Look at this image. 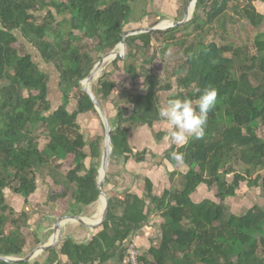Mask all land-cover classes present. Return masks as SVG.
Masks as SVG:
<instances>
[{"label":"trees","instance_id":"1","mask_svg":"<svg viewBox=\"0 0 264 264\" xmlns=\"http://www.w3.org/2000/svg\"><path fill=\"white\" fill-rule=\"evenodd\" d=\"M256 1L197 0L185 24L127 38L123 68L132 81L142 83V91L126 87L122 98L113 103V73L104 72L93 85L100 103L111 102L117 109L113 156L148 160L147 151L134 154L130 131L146 125L154 128L164 121L158 109L164 105L165 94L171 93L166 103L172 98H189L195 106L200 90L212 86L218 90L217 103L208 113L202 139H191L184 146L173 144L164 155L155 157L159 166L168 161L174 167H189L182 188L158 195L153 181L143 179L141 195L130 192L123 199L109 198L103 230L87 245L66 241L63 251L71 256L69 249L74 248L83 253L85 262H106L125 252L123 243L153 213L161 211V246L150 248L147 254L139 250L140 264H264V207L255 204L245 214L225 216L228 200L244 184L264 188V30H260L264 13ZM184 9L182 5L177 10L178 16ZM39 11L47 13L42 21H38ZM132 12L130 0H0L1 255L22 257L31 243L27 215L16 213L6 201V189L28 199L37 188L38 174L53 160L57 162L52 166L50 206L78 214L98 200L105 127L81 82L100 60L91 52L106 55L115 50ZM227 23L237 37L241 23V32L259 30L253 46L245 41L229 44L227 36L232 32ZM17 30L60 72L63 104L56 109L49 98L50 74L40 68ZM219 30L224 42L209 41V35ZM169 49L177 54L172 59L175 65L165 68L168 77L161 80L154 70L155 60L161 57L165 63ZM142 56L150 59V67L138 64ZM120 61H113L116 69ZM71 101L76 102L74 111L69 109ZM90 112L98 117L99 133L88 143L78 115ZM164 136V132L157 135L158 139ZM173 152L183 153V160H174ZM202 185L214 197L196 202L193 194ZM76 206L80 209L75 210Z\"/></svg>","mask_w":264,"mask_h":264},{"label":"rangeland","instance_id":"2","mask_svg":"<svg viewBox=\"0 0 264 264\" xmlns=\"http://www.w3.org/2000/svg\"><path fill=\"white\" fill-rule=\"evenodd\" d=\"M133 8V12L131 15V20L130 22L126 25L125 31H133V30H140L143 28L147 27H158L160 23L163 21L169 22L171 24L174 21H182L185 13V9L187 6V3L189 0H130ZM257 5V8L259 11L264 13V2L261 0H258L255 2ZM185 6L184 13L182 16H178L177 10L181 9V7ZM46 11H39L38 12V21H42L46 15ZM60 17V16H59ZM216 26V25H215ZM243 26L241 23L237 28L240 29ZM227 28L232 32L230 36H233V39L229 36H227V41L229 44H235V43H241V42H248L251 46H253V41L258 33L259 30L257 29H252V28H247L243 32L241 30L237 29L238 33H241V36L239 35L238 37L234 36L233 30L231 28L230 23H227ZM261 31L264 30V25L260 29ZM240 31V32H239ZM220 30L215 32L213 35H209L208 40H216L219 43H223L224 41L220 38ZM18 35L20 38L26 43V49L33 55V58L37 61V63L40 65V68L46 71L47 73L50 74L51 80H50V85H49V98L52 101L53 108L56 109L58 106L63 104V93L60 88V72L58 68L53 64V63H48L44 60L43 56L41 55L40 51L29 41L26 40V38L22 35V32L17 30ZM154 45H158L155 41ZM86 51L90 50L88 44L86 43ZM92 56L96 58L98 61V58L100 55L94 51L91 52ZM177 55L175 52H172L170 49L167 50V54L165 56V63L162 58H158L155 60V66L154 70L156 72V75L161 79V80H166L168 77V71H165V68L168 69V67H173L175 65V62L172 60L173 57ZM113 62L107 63L105 66L104 72L107 73H113V76L115 77V82H116V87L113 91V94L111 95V101L113 103L119 101L122 96H123V89L126 87H134L137 91H142L143 85L142 83L138 82L135 83L132 81L127 73H125L124 68H123V61L119 62V68L116 69L113 64ZM138 64L141 66L145 67H150V59L148 57H139L138 59ZM139 66V67H140ZM104 74V73H103ZM102 74V75H103ZM101 75V76H102ZM100 79V78H99ZM98 79V80H99ZM98 80L94 83V85L97 84ZM2 83L0 82V85ZM171 93L165 94L163 97V104H166V99ZM109 102L108 104L103 103L102 107L105 111V113L108 116V107L110 105V113L109 115L112 117L111 118V124L114 126L115 124V119H116V114H117V109L115 105ZM69 109L70 111H74L76 109V102L71 101L69 104ZM83 118L81 119V126L84 127L82 128V133L85 135L86 140L88 143L93 142L98 133L99 129L96 126L98 117L95 115V124L90 123L91 118H89L90 114H84ZM91 116V115H90ZM109 118V116H108ZM85 120V124L82 123V121ZM110 120V118H109ZM84 125V126H83ZM87 125V126H86ZM169 125L167 124L166 121L158 122L155 124L154 128H150L149 126H141V127H135L131 129V139L134 144L139 143L141 140L144 143V147L148 148V162L145 163H140V164H135L131 165L128 164L124 160L123 157L114 155L111 159V163L109 166V171L107 175V181H115L119 180V178H123L125 181L132 179L134 181V174L132 175V172L137 173V174H147L149 173L148 171L151 170L153 178L155 182L159 185H162L163 182H170V178H172V174L174 172V169L177 170L176 176H179L176 178L178 179L179 186L182 184V177L183 174L186 173L189 169V167L186 164H181L178 167L172 166V164L168 161H165L162 166H158L156 163V158L152 155L155 150L158 153V149L155 146H159L160 144L166 146L167 148L171 147V141L169 138ZM263 133H264V128H262ZM145 131V133H144ZM142 132L144 134H142ZM161 132L165 133V136L161 139H158L157 135ZM142 136H144L142 138ZM105 140V139H104ZM165 141V142H164ZM104 145V142H103ZM164 147V149H166ZM145 149V148H143ZM89 153H91L90 147L88 146L86 149ZM163 151V150H162ZM91 160L88 159L87 163L90 162ZM57 161L53 160L52 165H49L48 167L42 169L41 173L38 174V180L40 185L44 184H49L53 185V180L52 178V166L55 164ZM159 167V171L155 172L153 171V168ZM164 170H167L165 173ZM132 171V172H130ZM172 171V172H171ZM264 175V173H263ZM105 181L103 184L107 183ZM141 183V181L139 180ZM174 185V184H173ZM8 193L11 191V189H7ZM14 193V192H13ZM196 198L198 200L205 198V197H214V193L205 185L200 186L198 191L196 192ZM255 204H260L262 207H264V188H249L246 184L242 186V188L239 190V193L236 197L230 198L227 202L228 205V211L226 212V217L231 215V214H245L252 206Z\"/></svg>","mask_w":264,"mask_h":264},{"label":"crops","instance_id":"3","mask_svg":"<svg viewBox=\"0 0 264 264\" xmlns=\"http://www.w3.org/2000/svg\"><path fill=\"white\" fill-rule=\"evenodd\" d=\"M110 108L111 107L109 105L108 116L111 121L112 117L109 115ZM88 114L91 115V116L89 115V118H91L90 123L95 124L94 119L96 117L94 113L90 112ZM83 116L85 115L84 114L78 115V120L80 124ZM82 123L85 124V120L82 121ZM144 133L142 132V134ZM143 137L144 136H142V138ZM130 143L135 155L140 152L149 150L148 148L144 147L145 142H143L142 140L139 143L134 144L131 139V134H130ZM164 145L165 144L163 145L160 144L159 146H155L159 151L157 153L155 150H153L154 152L152 153V155L154 157L164 155L168 150L171 149L173 144H171L170 148H167ZM164 147H166V149H164ZM124 160L126 161L125 158ZM126 162H128V164L135 165V164L148 162V160H146L145 162H137L134 158H131ZM159 170H160L159 167L153 168V171L155 172ZM166 171L167 170H164L165 173H167ZM174 171L176 174L177 170L174 169ZM148 172L149 173L145 175L143 174L140 175L135 172L134 173L132 172V175L133 174L135 175L134 181L132 179L125 181L121 177L119 178V180L107 181V183L103 184L102 188L104 192L107 194L108 199L112 196H116L118 198L123 199L126 196V194L130 192H135L141 195L142 194L141 185L143 179L145 178H150L153 181L155 187L154 192L158 195L164 194L167 190L182 188L184 186V178L183 177L181 178L182 184L179 186L178 179L176 180V178L179 176L174 177L173 173H171L172 178H170L171 179L170 182H163L162 185H159L155 182L153 175L151 173L152 171L149 170ZM139 180L141 181V183L139 182ZM50 187L51 186L49 184L40 185L39 182H37L36 190L32 195L28 197V199H25L24 196L17 194L15 192L11 193V191H9L8 193L7 189L5 191L6 201L14 208L15 212L19 213L23 211L24 213H26L27 215L26 233H31L30 234L31 243L25 247L22 257H17V258H25L29 255H32L31 259L29 260V263H34V264H127V257L125 252H118L113 258H110L106 262H101V260L99 259H95L93 261L89 260L85 262L83 259L85 257L82 255L83 253L76 252L74 248L69 249L71 250L70 251L71 256L67 252L63 251L64 244L66 241H70V243H72V245L75 246H85L99 232L103 230V224L94 227V225H97L99 223L101 214L103 212V208H104L103 199L100 200L98 199L95 203L86 207H82L81 209L78 206H76L75 210L80 209V212L78 214H75L72 213L70 210L65 211L58 208L57 206H50L48 204L47 201H48V193ZM195 194L196 193L193 194V199L196 202H201L206 198H211V197H205L198 200ZM66 214L84 217L86 223H81L76 220L64 221L61 226L62 227L61 238L56 244L52 245L57 239L55 231L53 230L55 223L59 217H62L63 215ZM163 223H164V218L162 216V213L161 211H157L152 214L149 221L145 223L141 229L134 231L128 240H134L139 250H141L143 254H147L150 248H159L161 246ZM128 240H126L123 243V247H125V244ZM45 245H52V246H49L44 250L42 249L37 250L38 247ZM149 260H151V257H149ZM169 264H173V263L169 262Z\"/></svg>","mask_w":264,"mask_h":264},{"label":"water","instance_id":"4","mask_svg":"<svg viewBox=\"0 0 264 264\" xmlns=\"http://www.w3.org/2000/svg\"><path fill=\"white\" fill-rule=\"evenodd\" d=\"M196 3H197V0H189V2L187 3L186 9H185L183 20L182 21H174L167 27L162 28V27L152 26V27H147V28H143L140 30L125 31L122 34V41L116 47V49L113 50L112 52L106 54V55H100V60L98 61V63L95 65V67L90 72L88 77L81 82L83 90L86 91L91 96L92 101L95 105V109H96L97 113L99 114L100 118L102 119L104 127H105V140H104V145H103V149H102V157H101V164H100V168H99V176H97V188H98L99 193H100L98 199L100 200L101 197H103L104 208H103V212L101 214L99 223L97 225H94V227L99 226V225L104 223V221L107 218L108 210H109V199L107 197V194L104 192L102 186H103V183L106 181L108 171H109V166H110L111 159L113 157V152H114V145H113V138H112L113 126H112L107 114L105 113L100 101L98 100V98L94 94L92 87L85 86L83 83L87 80L88 83L91 84L93 81L95 72L99 68L104 67L107 63L113 62L117 58H120L121 61H124L126 59L127 52H128V44H127V38L128 37L134 36V35H139L142 33H148V32L154 31V30H167V29L175 27L177 25L185 24L186 22H188L191 19ZM120 47H122L121 51H119ZM66 220H76V221H79L81 223H86L84 217L77 216V215L66 214V215H63L62 217H59L55 223L54 228H53V230L55 231V234L57 236L56 237L57 239L55 240V242L52 245L56 244L60 240L61 230H62L61 226H62L63 222ZM52 245L40 246L37 248V250H40V249L44 250L47 247L52 246ZM31 256L32 255H29L25 258H11L10 256H4V255L0 254V262H6V263H10V264H20V262L29 263Z\"/></svg>","mask_w":264,"mask_h":264},{"label":"clouds","instance_id":"5","mask_svg":"<svg viewBox=\"0 0 264 264\" xmlns=\"http://www.w3.org/2000/svg\"><path fill=\"white\" fill-rule=\"evenodd\" d=\"M218 90L206 86L200 90L198 100L193 105L189 98H172L158 109V116L169 125V138L172 144L184 146L191 139L205 136L207 116L217 103ZM176 161H182L183 153L173 152Z\"/></svg>","mask_w":264,"mask_h":264},{"label":"built area","instance_id":"6","mask_svg":"<svg viewBox=\"0 0 264 264\" xmlns=\"http://www.w3.org/2000/svg\"><path fill=\"white\" fill-rule=\"evenodd\" d=\"M139 248L134 240H128L125 244V254L127 257V264H140L139 261ZM34 264V263H30Z\"/></svg>","mask_w":264,"mask_h":264},{"label":"bare ground","instance_id":"7","mask_svg":"<svg viewBox=\"0 0 264 264\" xmlns=\"http://www.w3.org/2000/svg\"><path fill=\"white\" fill-rule=\"evenodd\" d=\"M169 25H170L169 22H167V21H163L162 23H160V24L158 25V27H162V28H164V27H167V26H169ZM121 50H122V47L119 48V51H121ZM105 68H106V66L101 67V68H99V69L95 72V75H94V78H93V81H92L91 84H89L87 80H86L83 84H84L85 86H90V87H92V90H93V85H94V83H95V82L101 77V75L104 73ZM101 199H103V197H101ZM103 204H104V199H103Z\"/></svg>","mask_w":264,"mask_h":264}]
</instances>
